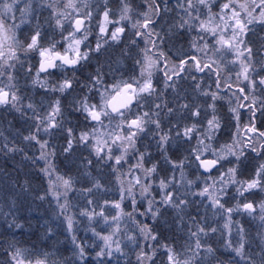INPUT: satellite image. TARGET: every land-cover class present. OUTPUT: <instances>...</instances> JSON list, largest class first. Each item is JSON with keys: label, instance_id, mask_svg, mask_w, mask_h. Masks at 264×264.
Returning a JSON list of instances; mask_svg holds the SVG:
<instances>
[{"label": "snow or ice", "instance_id": "obj_1", "mask_svg": "<svg viewBox=\"0 0 264 264\" xmlns=\"http://www.w3.org/2000/svg\"><path fill=\"white\" fill-rule=\"evenodd\" d=\"M0 264H264V0H0Z\"/></svg>", "mask_w": 264, "mask_h": 264}]
</instances>
